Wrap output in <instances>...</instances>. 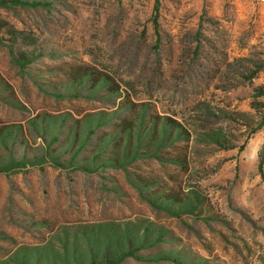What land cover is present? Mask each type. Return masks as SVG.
<instances>
[{"label":"rangeland","instance_id":"rangeland-1","mask_svg":"<svg viewBox=\"0 0 264 264\" xmlns=\"http://www.w3.org/2000/svg\"><path fill=\"white\" fill-rule=\"evenodd\" d=\"M13 1L0 166L22 164L0 172V264H100L121 247L120 264H264V5ZM83 64L118 88L72 82Z\"/></svg>","mask_w":264,"mask_h":264},{"label":"trees","instance_id":"trees-1","mask_svg":"<svg viewBox=\"0 0 264 264\" xmlns=\"http://www.w3.org/2000/svg\"><path fill=\"white\" fill-rule=\"evenodd\" d=\"M13 3L16 5L15 7H18L21 9L27 8L32 5V4L17 1V0H14ZM6 8H8L6 5H3V4L0 5V9H6ZM156 12L157 11L155 8L154 9L155 14H154L152 22H153L154 31L156 35H158V22H157ZM70 77H71L72 82H75L79 85L85 82H91L92 86H96L99 83H108L109 84L108 88L111 93H113L115 89L118 88L117 84L113 82L109 76L104 75L100 72H97L96 70H94L93 67L86 65V64H83L77 69L73 68L71 71ZM151 122H152L151 126L154 128L158 127L159 125H162L163 127L169 126L171 127V129L176 130L179 133L183 131V128L179 121L168 118V117H157V118L152 119ZM21 164L22 163L19 161L17 162L11 161L9 164L1 165L0 172H8L16 167H19ZM116 251L119 253V256L109 257V255L105 254L100 264H120L125 257L131 255L128 252L124 253L122 247L117 249ZM90 264H99V263L91 262Z\"/></svg>","mask_w":264,"mask_h":264},{"label":"built area","instance_id":"built-area-1","mask_svg":"<svg viewBox=\"0 0 264 264\" xmlns=\"http://www.w3.org/2000/svg\"><path fill=\"white\" fill-rule=\"evenodd\" d=\"M249 1L264 5V0H249Z\"/></svg>","mask_w":264,"mask_h":264},{"label":"crops","instance_id":"crops-1","mask_svg":"<svg viewBox=\"0 0 264 264\" xmlns=\"http://www.w3.org/2000/svg\"><path fill=\"white\" fill-rule=\"evenodd\" d=\"M262 5V4H261Z\"/></svg>","mask_w":264,"mask_h":264}]
</instances>
